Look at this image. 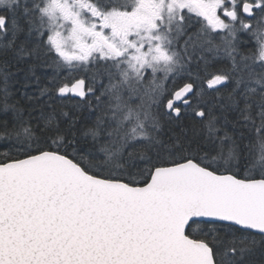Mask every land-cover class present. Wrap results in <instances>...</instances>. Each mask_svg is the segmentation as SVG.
<instances>
[{
  "label": "snow or ice",
  "instance_id": "snow-or-ice-1",
  "mask_svg": "<svg viewBox=\"0 0 264 264\" xmlns=\"http://www.w3.org/2000/svg\"><path fill=\"white\" fill-rule=\"evenodd\" d=\"M0 264H264V0H0Z\"/></svg>",
  "mask_w": 264,
  "mask_h": 264
},
{
  "label": "trees",
  "instance_id": "trees-1",
  "mask_svg": "<svg viewBox=\"0 0 264 264\" xmlns=\"http://www.w3.org/2000/svg\"><path fill=\"white\" fill-rule=\"evenodd\" d=\"M42 71H44V70L43 69H37L38 73H40ZM25 91H27L28 93L31 94L32 92L35 91V86L32 85L28 89H25ZM179 132H180V128L178 126H173V128L171 130H169L167 128L165 129V136L167 138V136H170V135H173V134H179Z\"/></svg>",
  "mask_w": 264,
  "mask_h": 264
}]
</instances>
